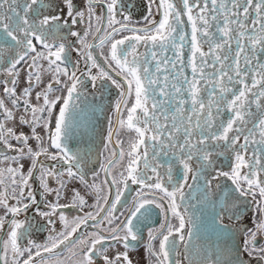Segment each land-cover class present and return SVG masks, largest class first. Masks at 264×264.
Masks as SVG:
<instances>
[{"label":"snow or ice","instance_id":"1","mask_svg":"<svg viewBox=\"0 0 264 264\" xmlns=\"http://www.w3.org/2000/svg\"><path fill=\"white\" fill-rule=\"evenodd\" d=\"M146 7L138 26L124 0H0V87L11 105L0 98L3 264H133L143 228L148 264H264V0ZM82 77L121 90L100 183L90 151L68 143ZM17 113L29 134L8 126ZM130 184L140 189L131 202ZM37 229L48 232L43 243L31 238Z\"/></svg>","mask_w":264,"mask_h":264},{"label":"flooded vegetation","instance_id":"2","mask_svg":"<svg viewBox=\"0 0 264 264\" xmlns=\"http://www.w3.org/2000/svg\"><path fill=\"white\" fill-rule=\"evenodd\" d=\"M146 5H147V0H146ZM155 10V9H153ZM147 11V10H146ZM146 11L143 13V15L146 13ZM142 15V16H143ZM142 16H137L138 19L137 21H140V24L138 26H143V22L141 20ZM118 19L120 17H117ZM155 19L158 21L160 19L159 15L155 16ZM79 30V29H78ZM74 39V38H73ZM89 42H93L91 40V37L89 38ZM107 49H105L106 51ZM99 52V49H97V54ZM76 54L75 52L72 53V55ZM74 57H76L74 55ZM77 59V58H76ZM75 61V59L73 60ZM99 62H101L102 66L106 68L110 72V74L113 76V78L120 80V77H117L114 72H112L111 69H107L106 65H103L102 59L99 58ZM83 63L81 62L80 69L83 71ZM69 70L71 71V66H69ZM96 70H93L95 73ZM79 74V73H78ZM25 75L22 72L21 73V86H23ZM84 83L81 88L82 95L88 100L90 103H94L96 106H101L103 102L106 103V108L103 113L100 111H95L93 112H82L80 113L82 115L81 122L83 123V126L77 128V132L70 137L69 140V146L73 147L74 150L76 148H79L82 152L83 151H90L91 154V159L89 166L92 167L94 166L97 171L100 172V178L97 181V183H100L104 179V173L100 171V165L101 164H106L107 158H110L109 156V151H106L103 147V143L105 141V137L107 136V131L109 127V119L112 121L113 127H115V121L116 117L114 114V110L111 109L109 106L114 105L115 101L119 98V92L121 91L120 89L116 88L115 85L111 83V81H100L98 80L96 82V86L93 87L92 83L86 78L82 77ZM50 77L48 74H45L43 78V83L36 89V91H40L44 86L49 83ZM55 95H59L60 92L59 90H54ZM111 94V95H109ZM107 96V97H106ZM0 98L5 99L6 103H8L7 98L3 96V91L2 87H0ZM106 98V99H105ZM32 103L35 104V92H33L32 95ZM42 103V101H41ZM8 106L11 107L10 103H8ZM59 109V104L57 105V108L54 110V115L55 113L58 112ZM20 113H17V122L15 125L12 124V122H8V126H12L15 128L16 132H24L25 134L30 133V129L28 128L27 125H20L18 122V117ZM126 116V113H125ZM0 119H3L2 116H0ZM53 124H54V117H53ZM38 131H42L41 129H38ZM129 134L125 131H122L120 134V139L123 141V147L125 151L128 149V141H129ZM113 139L115 140L116 137L114 136ZM15 144V141H13ZM33 144L35 143L34 141L32 142ZM111 145L109 146V150L111 149ZM9 155H12L13 153L9 152ZM6 167L5 164H0V168ZM114 172L117 171V169L113 170ZM54 186V184H53ZM79 187V185H77ZM0 191H3L2 188H0ZM140 191V189L135 186V185H129L128 190L124 191V196L122 197L123 199H127L129 202H131L132 198L136 196L137 192ZM39 198V197H38ZM89 201V204L94 203V199L91 196L86 197ZM64 201H61L63 203ZM130 206V204H129ZM90 210V209H86ZM122 211L125 212V215H127L126 209H121ZM2 211H0V215H2ZM29 217L33 215L32 211L30 210L27 214ZM76 213H72V216H75ZM20 219H23V215L20 217ZM71 219V217H69ZM163 221V217L161 216L160 212L158 209L154 210L153 215L151 216V219L147 221V224L149 227H152L153 229L159 227V223ZM42 222V221H41ZM173 223H176L175 220H173ZM56 229L57 231H60L63 229V225H61L59 222L56 224ZM94 229L89 225L87 228H82L80 234H83L84 232H91ZM5 231H7V226H5ZM143 237L142 239L138 241H132L130 248L128 249L130 256L133 260V264H148L147 261V253H146V248L148 246V236H147V228H143ZM48 236V232L46 230H39L37 229L35 231V235H33L31 238L36 240L37 243H43ZM155 246L158 249L159 247V240H156ZM2 243H0V256H3L4 253L2 251ZM119 251H124L125 249L123 248L122 245H117L115 246ZM111 254V253H110ZM60 259H66L67 257L70 256V252L67 250H62L59 253ZM12 256L11 253L8 254V260L11 261ZM0 264H3V261L0 260ZM185 264H187L185 262Z\"/></svg>","mask_w":264,"mask_h":264},{"label":"water","instance_id":"3","mask_svg":"<svg viewBox=\"0 0 264 264\" xmlns=\"http://www.w3.org/2000/svg\"><path fill=\"white\" fill-rule=\"evenodd\" d=\"M125 5L128 6V8H132V12H133V18L134 20L138 19L137 16H142V13H144L146 11V0H124ZM135 5V7H133ZM183 20L185 21V26H184V30L189 34V39H190V32H191V28L190 25L187 24V17L184 16ZM79 28H77L78 30ZM206 50V48H205ZM140 52L145 51L144 47H140L139 48ZM185 52L187 55V46L185 48ZM169 55H171V53H169ZM190 72V69H189ZM111 95V94H109ZM107 97V96H106ZM106 99V98H105ZM77 104V107L75 109H71L69 111V124L71 126V136L72 137L75 132H77V128L83 126V123L81 122L82 119V115L80 113L82 112H93V108L96 107V105L94 103H90L88 100H86V98L82 95L80 100H75L74 101ZM106 103L103 102V104H101V106H99L100 108L105 109L106 108ZM99 111V110H97ZM58 113V112H57ZM69 140L68 142L70 143ZM250 155V153H249ZM226 162V158L225 157H220L219 158V164L220 166H223ZM163 171V170H162ZM174 174H178V173H174ZM250 200V198H249ZM183 210V209H181ZM248 215H251V213H248ZM187 263V261H185Z\"/></svg>","mask_w":264,"mask_h":264},{"label":"rangeland","instance_id":"4","mask_svg":"<svg viewBox=\"0 0 264 264\" xmlns=\"http://www.w3.org/2000/svg\"><path fill=\"white\" fill-rule=\"evenodd\" d=\"M146 10H147V7H146ZM142 15H143V13H142ZM143 22V21H142ZM79 28V27H78ZM74 55L76 56V57H74ZM74 55H72V59L74 60H76V58H77V53L76 54H74ZM100 59H102V58H100ZM103 61V60H102Z\"/></svg>","mask_w":264,"mask_h":264}]
</instances>
